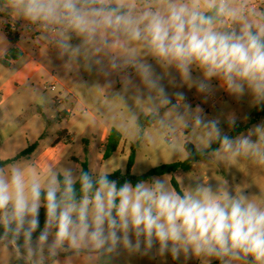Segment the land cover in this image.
<instances>
[{"label":"clouds","instance_id":"clouds-1","mask_svg":"<svg viewBox=\"0 0 264 264\" xmlns=\"http://www.w3.org/2000/svg\"><path fill=\"white\" fill-rule=\"evenodd\" d=\"M249 8V0H0V66L24 59L10 58L2 30L20 22L55 51L65 77L95 73L104 83L93 86L118 98L130 123L147 119L164 133L174 154L183 133L188 158L190 143L217 164L264 163V122L231 136L221 116L168 88H195L206 101L215 80L264 106V11ZM237 119L223 116L229 131ZM111 174L49 164L41 178L34 161L0 171V264H113L122 253L264 264V195H246L249 185L237 192L226 180L214 188L178 178L177 188L169 176L119 184Z\"/></svg>","mask_w":264,"mask_h":264},{"label":"rangeland","instance_id":"rangeland-1","mask_svg":"<svg viewBox=\"0 0 264 264\" xmlns=\"http://www.w3.org/2000/svg\"><path fill=\"white\" fill-rule=\"evenodd\" d=\"M18 23L20 24V22ZM21 32H24L22 28ZM73 43H78V41L73 40ZM41 63L47 69V73L41 72V76L44 78L42 84L44 83L45 87L52 81L51 74H54L58 80L73 90L74 95H60L61 87L59 85L54 92L49 89L44 90L41 86L35 93L40 94L43 99H48V103L44 106L34 103L22 111L19 108L7 109L11 117L16 115L18 130L14 138L17 137L23 146H29L26 140L27 133L35 132L37 139L31 144H36L37 151L32 159L38 158L50 149L52 165L57 170L65 165L82 167L86 163L88 170L126 172L128 157L134 150V165L130 172L133 175H141L160 164L182 161L187 158L183 148L186 142L183 133L179 135V152L174 154L169 150L167 137L164 133L158 131L153 124H149L147 119L142 118L139 125L130 123L120 100L118 98L109 99L105 89L98 85L93 86L97 82L101 85L104 83L103 79L95 73L89 74L81 71L76 77H65L61 66L62 61L50 51L45 53ZM194 75H198V73H194ZM79 83H84L86 87ZM212 83L215 92L206 101L204 97L196 93L195 88L188 89L187 86L178 89L171 86L168 88L170 92L183 91L187 102L193 106H201L209 117L221 116V126L229 134L237 127L248 124L257 108L251 106L250 97L245 95L237 100L221 89L217 81ZM165 84L167 86V81ZM14 87L19 90L18 88H23V83L17 82ZM119 87L120 85L117 83L116 90H119ZM54 94H59L63 103L53 104L51 96ZM68 107L71 108L69 112L65 111ZM230 112L235 113L238 119L236 126L229 131L223 116ZM261 122H264V115L240 133L247 132L250 127ZM25 126L27 127L24 128ZM65 129L68 130L69 135L63 134ZM4 143L6 147L10 146V140L4 141ZM14 154L17 156L18 153ZM27 161L29 160L26 157L20 158L6 165L5 170L8 172L12 166H21ZM231 163L233 165L228 166V164H217L215 160L207 161L206 158H203L196 162L191 170L182 172L176 179L180 178L185 185L194 183L192 178L200 179L208 181L214 188L217 181L226 180L237 192L241 190V187L249 185L244 190L246 195H259L260 193L264 195V163H255L244 159ZM257 203L264 206V200H258ZM125 257L129 261L127 264L141 262L137 255ZM122 258L124 259V257ZM149 259H151V264H154L152 256H147V264H149ZM158 259L159 264H162L164 258L158 257ZM120 261L121 259L119 262L117 259V263L120 264Z\"/></svg>","mask_w":264,"mask_h":264},{"label":"crops","instance_id":"crops-1","mask_svg":"<svg viewBox=\"0 0 264 264\" xmlns=\"http://www.w3.org/2000/svg\"><path fill=\"white\" fill-rule=\"evenodd\" d=\"M252 2L253 0H249V3ZM252 10L255 11L259 10L258 13L264 11V0L257 8L251 9L249 11ZM9 24L12 25L11 22H9ZM15 25L19 27V31H20V38L15 43L9 41L7 31L2 29L4 34L6 35L8 42L10 43V49H9L11 53L10 58L15 60L19 55H24V59L22 61L19 62L4 61L3 62L4 66H0V140H1L0 158L2 160L14 158L16 157V154L14 153L19 154L28 147V146H23V144H21L20 140L17 137L14 138V135L18 130V126L16 123L17 118L16 115L11 117L10 114L7 112V109L19 108L20 111H22L31 107L34 103L38 104L39 106H44L46 103H48V99H43L40 94L38 95L35 92L37 88L38 87L40 88L41 86L42 89L44 90L49 89V88H45L44 83L42 84L44 78L41 76V72L47 73V69L45 68V66H43L41 60L43 59L45 53L49 51L53 55L56 54L54 50L51 49L49 50V46L46 42L39 40L38 38L34 37V35L31 33L29 34L24 32L22 33L21 26L18 22H16ZM20 44H23V51H21V49L17 47V45ZM150 62L154 63L153 61ZM157 71H159V68H157ZM51 75H52V81L48 84L51 85L52 83L55 82L57 86L59 85L61 87L60 95H64V96L74 95L73 90L67 84H64L63 82L58 80L54 74ZM17 82H22L23 88H18L19 90H16L14 84H16ZM213 82H215V80H213ZM54 97H56V94L51 96V100L53 104L56 105L57 103H55ZM214 99L216 98L214 97ZM65 111L69 112L71 111V108L68 107L66 108ZM26 127L27 126H25L24 128ZM63 134L69 135L68 130L65 129ZM36 137L37 136L33 131L30 134L27 133V138H26L27 144L29 143L30 146L32 141H36L35 140L37 139ZM8 140H10V146L6 147L4 141L7 142ZM49 150L46 151L43 155L39 156L38 158L32 159V156L36 155V151H37V147H36L32 152V154H30L29 156H24L29 161L36 162L38 174L41 178H44V174L47 171L48 165L52 164V156L50 153L51 151ZM0 171L7 173L5 167ZM180 174H182V171H176L174 173L164 174L161 176H154V177L162 178L164 176H169L168 178L172 182L173 179L178 181L176 178L180 176ZM125 256H127V254L122 253L119 257H117L113 261V264H119L117 263V259L118 262L121 259L120 264H127V262L129 261ZM137 256L140 257L141 259V262L139 264H147V256L144 257L139 255ZM122 257H124V259ZM153 260H154V264H159L158 257H155ZM167 262L169 264H201L200 260L196 258H191L187 262H185L183 257H181L179 260L174 261L171 258V256H165L164 261H162V264H165ZM149 264H151V259H149ZM212 264H219V262L214 260L212 261Z\"/></svg>","mask_w":264,"mask_h":264},{"label":"trees","instance_id":"trees-1","mask_svg":"<svg viewBox=\"0 0 264 264\" xmlns=\"http://www.w3.org/2000/svg\"><path fill=\"white\" fill-rule=\"evenodd\" d=\"M3 29L5 31H7L8 39L10 42L15 43L19 40L20 31H19V27L17 25H15V28H13V25L7 23L3 26ZM263 115H264V106L257 107L254 111V116L250 120V122L244 126L237 127L229 135L236 136L237 134H239L240 132H242L243 130L248 128L250 124L254 123L256 121V119H258L259 117H261ZM0 144H1V140H0ZM35 147H36V144L30 145L25 150L20 152L16 157L11 158V159L2 160L0 158V170L3 169L6 165L16 161L17 159H19L21 157L29 156L30 154H32ZM215 147H217V145H213V148H215ZM186 150H188L191 153L189 158L187 157L185 160H182V161L160 164L156 167L151 168L150 170H148L147 172H145L141 175H133L130 172L131 168L134 165V157H135L134 150H132L129 157H128V161H127V171L122 172L121 170H116V171L112 172L110 178L117 180L119 184H122L126 181L135 184L136 182H138L140 180H148L154 176H161L164 174H170V173H174L176 171H182V172L189 171V170H191V168L194 166V164L196 162L202 160L205 157H201L199 154H197L194 145H192L190 143L188 145H186ZM82 167L85 170L88 169V166L86 163H84ZM172 183H173V186H175L177 188L179 187L177 184V181L175 179L172 180ZM40 219H41V226H42L43 225V210H41V218Z\"/></svg>","mask_w":264,"mask_h":264},{"label":"built area","instance_id":"built-area-1","mask_svg":"<svg viewBox=\"0 0 264 264\" xmlns=\"http://www.w3.org/2000/svg\"><path fill=\"white\" fill-rule=\"evenodd\" d=\"M262 2H263V0H253V2L250 3L249 10L257 8ZM33 35H34V37L37 38L36 34L33 33ZM45 88H49L51 91L54 92V91L57 90V84L54 82V83H52L51 85H49V86H47ZM54 100H55V103H57V104H60V103L63 102L62 99H60V97L58 95H56V97H54Z\"/></svg>","mask_w":264,"mask_h":264}]
</instances>
